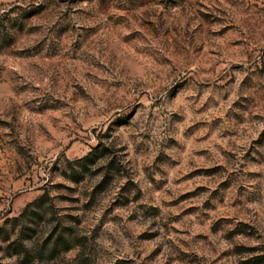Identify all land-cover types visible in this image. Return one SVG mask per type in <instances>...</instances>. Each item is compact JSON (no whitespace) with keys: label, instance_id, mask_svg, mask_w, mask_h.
I'll return each mask as SVG.
<instances>
[{"label":"rangeland","instance_id":"374dc122","mask_svg":"<svg viewBox=\"0 0 264 264\" xmlns=\"http://www.w3.org/2000/svg\"><path fill=\"white\" fill-rule=\"evenodd\" d=\"M0 264H264V0H0Z\"/></svg>","mask_w":264,"mask_h":264}]
</instances>
